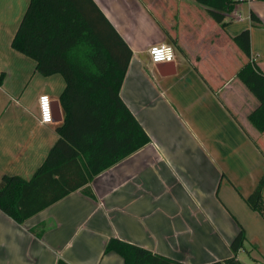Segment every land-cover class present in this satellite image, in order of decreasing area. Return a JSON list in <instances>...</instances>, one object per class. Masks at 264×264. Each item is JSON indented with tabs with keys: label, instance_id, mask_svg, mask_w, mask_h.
Here are the masks:
<instances>
[{
	"label": "crops",
	"instance_id": "1",
	"mask_svg": "<svg viewBox=\"0 0 264 264\" xmlns=\"http://www.w3.org/2000/svg\"><path fill=\"white\" fill-rule=\"evenodd\" d=\"M94 1L132 49L120 94L151 141L97 174L94 197L77 189L22 223L0 209V264H125L120 253L105 252L111 237L208 264L234 255L241 226L238 259L264 264V215L246 201L264 175V131L248 119L259 102L237 76L250 59L264 71V0L239 4L244 18L226 13L224 25L207 10V26L192 16V26H203L195 37L145 0ZM29 2L0 0V19L23 17ZM171 26L181 28V53L175 49L176 72L163 75L148 48L170 43ZM245 29L251 58L233 39ZM13 37L8 33L5 46L0 38V180L31 178L65 117L64 76L41 74L33 58L12 47ZM42 93L61 120L40 121Z\"/></svg>",
	"mask_w": 264,
	"mask_h": 264
},
{
	"label": "trees",
	"instance_id": "2",
	"mask_svg": "<svg viewBox=\"0 0 264 264\" xmlns=\"http://www.w3.org/2000/svg\"><path fill=\"white\" fill-rule=\"evenodd\" d=\"M195 1L223 25L235 3ZM233 39L251 58L250 30ZM12 47L33 58L41 74L60 73L66 81L60 94L65 117L43 163L29 179L6 174L0 180V209L22 223L77 189L94 197L95 176L151 138L120 94L132 49L94 0H30ZM237 76L259 102L248 119L264 131V71L250 59ZM4 77L0 70V83ZM246 201L264 215V175ZM245 240L241 226L231 244L234 255L208 264H241L237 255ZM108 251L120 253L125 264H186L118 237L108 240ZM57 264L69 263L60 258Z\"/></svg>",
	"mask_w": 264,
	"mask_h": 264
},
{
	"label": "rangeland",
	"instance_id": "3",
	"mask_svg": "<svg viewBox=\"0 0 264 264\" xmlns=\"http://www.w3.org/2000/svg\"><path fill=\"white\" fill-rule=\"evenodd\" d=\"M145 1L147 3L154 5L153 7L157 13V16H167L168 19H170L171 17L175 18V20L179 24H181L180 22H183L182 23L183 26L186 25L183 28V31L186 30L187 34L192 37L196 36L197 34L196 29H199L203 26L201 27L194 26L196 24L197 20L195 19L197 17L194 19V21H191V20L189 21L188 19H191L194 16H199L203 24L205 25L206 24L204 22L205 19L202 16H209L208 12L206 11L207 9H205L203 5H198L199 3L198 4L195 3L197 1L195 2H192L191 0H145ZM176 16H179V17H177L176 19ZM183 16H191V17L187 18ZM22 18H23L22 16H20L19 18L18 17L16 18V16H12V18H10V20L7 21L8 18L1 16L0 29H2L3 32L0 33V38L2 40V46H5L6 40L9 39V38H6L8 33L9 34L14 33L15 35L16 33L15 31H17L18 26H19L18 24H20L19 22H21ZM191 24H194V25L192 26ZM205 26H207V24ZM180 30L181 28H177V26L175 28L171 26L170 28V41H171L170 43L175 47L178 53H181V51L177 47L182 46ZM4 32H6L7 34L5 35ZM178 43L180 45L177 46ZM243 57L245 58V55H243ZM241 258L245 261L249 260L247 253H242Z\"/></svg>",
	"mask_w": 264,
	"mask_h": 264
},
{
	"label": "built area",
	"instance_id": "4",
	"mask_svg": "<svg viewBox=\"0 0 264 264\" xmlns=\"http://www.w3.org/2000/svg\"><path fill=\"white\" fill-rule=\"evenodd\" d=\"M234 6L230 11V15L237 19L244 18L239 10V4L250 1V0H233ZM148 53L151 60L154 63L159 62H171L175 61L176 51L175 47L170 43H159L153 44L148 48ZM160 57V59H157ZM54 108L52 104V98L48 93H42L39 96V118L42 123H50L54 121ZM241 264H262V263H246L242 262Z\"/></svg>",
	"mask_w": 264,
	"mask_h": 264
},
{
	"label": "water",
	"instance_id": "5",
	"mask_svg": "<svg viewBox=\"0 0 264 264\" xmlns=\"http://www.w3.org/2000/svg\"><path fill=\"white\" fill-rule=\"evenodd\" d=\"M156 66L158 67L159 71L163 75L173 74L176 72V62L175 61L159 62V63H156ZM56 103L58 102L56 101ZM54 120L55 121L61 120V116L59 117L54 116Z\"/></svg>",
	"mask_w": 264,
	"mask_h": 264
},
{
	"label": "clouds",
	"instance_id": "6",
	"mask_svg": "<svg viewBox=\"0 0 264 264\" xmlns=\"http://www.w3.org/2000/svg\"><path fill=\"white\" fill-rule=\"evenodd\" d=\"M157 59H160V57H157Z\"/></svg>",
	"mask_w": 264,
	"mask_h": 264
}]
</instances>
